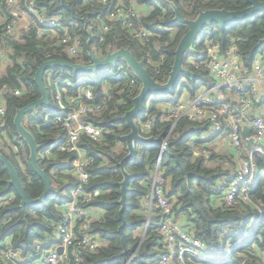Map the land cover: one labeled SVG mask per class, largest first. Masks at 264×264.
<instances>
[{"label":"trees","instance_id":"1","mask_svg":"<svg viewBox=\"0 0 264 264\" xmlns=\"http://www.w3.org/2000/svg\"><path fill=\"white\" fill-rule=\"evenodd\" d=\"M2 1V15L9 20L4 10L6 0ZM19 9L24 10L27 0H17ZM34 9L42 10L45 17L58 19L55 26L57 35L39 34L45 29L38 22V16L31 13L27 19L30 26L24 28L20 23L14 34L5 36L4 25L0 26V38L4 37L6 65L0 73V88H20L19 95L6 90L1 101L4 115L0 117V146L3 154L15 167L26 193L33 199L39 197L44 184L34 173L29 163V149L18 137L13 118L19 108L40 98V91L33 81L36 68L50 59L69 60L71 62L88 63L90 58L86 48L87 36L84 33V22L71 18L70 13L61 7L60 0H32ZM145 6L148 14L141 15L135 22L154 32V36L146 43L134 39L119 20H110V10L98 0H65L78 18H84L93 35L92 48L97 56L103 57L107 50L125 48L142 62L152 77L164 83L168 79L174 62V51L188 30V26L173 22V12L168 1H173L179 11L187 18L194 19L200 11L208 9L241 10L247 7L245 0H136ZM264 1V0H259ZM106 23L108 30L103 31ZM69 30L80 38L81 52L76 57L68 56L60 45L62 28ZM164 27L166 32L156 30ZM74 29V30H73ZM101 30V31H99ZM264 11L252 17L225 25L220 29L217 24L204 26L197 34L191 49L186 52L183 66L197 74L190 78L182 74L178 86L164 95L151 94L143 113L135 119L139 133L143 136L166 138L172 128L171 121L161 120L164 115L163 105H174L180 100L196 95L202 87H210L214 80L210 72L200 67L195 69L189 62L193 59L202 62L207 54L206 41L217 42L220 49L225 50L235 44L244 71L250 72L254 57L264 51ZM162 45V43H165ZM123 67L122 70L119 67ZM156 69L158 72L156 73ZM70 81L67 87L70 95L78 93L80 88L89 86L94 99L89 103L102 104L99 112L86 116L91 123L103 128V136L93 141L82 136L78 145L92 158L87 167L90 176L84 186L81 206L87 212L100 209V218L91 219L87 233L97 234L99 241L96 250L78 249V261L67 256L62 264H158L163 254L161 237L157 232L159 220L156 215L153 225L147 226V213L144 203L149 200L155 168L159 165L161 176L165 180V192L174 204L175 214H182L193 227L194 234L202 240L209 257L197 259L211 263L213 250L222 239L227 248L230 241H236L245 234V227L252 224L254 229L250 241L237 244L229 255L227 264L258 263L259 253L264 252V154H256L258 165L257 180L253 184L249 196L254 203L262 204L263 217L257 220L258 209L253 203H242L239 206H227L221 203V195L217 189L219 180L233 174L231 166L216 163L218 154L212 156H195L188 150L187 141L199 138L209 132L206 121H191L182 117L172 129L168 137L170 152L176 155L185 171L177 164L174 156L162 152L158 144L134 142L135 155L125 162L124 168L131 175L126 191V208L124 217L125 244L131 258L127 261L123 255L121 235L118 228L120 205V186L123 175L117 163L128 153L123 136L129 132L125 122L120 120L133 106V98L140 89L139 80L133 75L125 62L119 60L115 65L106 66L96 72L73 73L62 68L49 69L44 74V84L50 95L49 111L38 107L29 111L24 117V125L42 145L38 153L39 165L44 168L50 178L52 191L44 204L37 207H20V199L7 184L8 172L0 162V242H10L13 249L20 253L18 264H32L39 261L47 252L60 244L57 238V224L63 218L62 209L69 201L71 190L78 184L72 173L73 152L61 151L60 145L66 140V131L57 120L61 105L53 100L57 89L54 83ZM66 100V94H63ZM149 104V106H148ZM257 106V105H256ZM139 119V120H137ZM139 121V122H138ZM150 121V127L143 126ZM185 173L188 174L186 178ZM225 246L223 248H225ZM251 249L252 252H249ZM217 251V250H215ZM196 264L195 262H188ZM0 264H12L0 259Z\"/></svg>","mask_w":264,"mask_h":264},{"label":"built area","instance_id":"2","mask_svg":"<svg viewBox=\"0 0 264 264\" xmlns=\"http://www.w3.org/2000/svg\"><path fill=\"white\" fill-rule=\"evenodd\" d=\"M91 2L92 0H86ZM99 3L107 5L110 20H119L123 28L136 40L141 43L148 42L155 34L147 28L139 26L135 19L141 15L148 14L150 8L138 4L136 0H98ZM2 1L0 0V26L4 25L5 36L14 34L17 26L22 23L24 28L30 26L27 19L29 13L38 16V22L45 29H40L39 34L49 33L57 35L55 26L58 19L45 17L43 11L34 9L32 0H27L24 10L19 9L17 0H6L4 10L8 14L6 20L2 15ZM108 25L103 24L102 30H108ZM74 30V29H73ZM160 32H166L164 27H156ZM101 31V30H99ZM60 45L70 57H76L81 52V41L69 27L62 28ZM162 43V45H165ZM207 54L202 62L190 59V64L195 68H206L214 80L210 87H202L195 96L180 100L174 105H163L164 115L161 120L171 121L172 128L182 118L187 117L191 121H206L209 124L211 134L225 135L230 141L237 157V167L231 176L221 179L217 189L221 195V203L227 206H239L242 203H253L258 209L257 220L263 217L262 204L252 201L249 192L257 180L258 165L255 159L256 154H264V114L262 111H254L256 105L264 102V93H260V85L264 84V51L257 54L252 62L250 72L244 71L238 50L232 43L225 50L220 49L217 42L206 41ZM5 58L4 37L0 38V62ZM120 70L123 67H119ZM158 70L156 69V73ZM151 75V74H150ZM152 76V75H151ZM56 86L53 100L61 105L62 111L57 115V120L66 131V140L60 145L61 151L73 152L76 156L72 161V173L78 180V184L71 190L69 201L62 209L63 218L57 224V238L62 246L61 253H57V247L47 252L39 261L32 264H62L67 256L78 261V249L96 250L99 236L87 233L91 218L87 211L82 208V197L84 186L89 182L90 176L87 167L92 163V158L79 147L78 143L82 136L93 141H99L103 136V128L94 125L86 116L90 113L99 112L102 104H89L94 99V94L89 86L80 88L73 96L67 91L71 86L70 81L54 83ZM8 90L6 86L0 88V117L4 115L5 109L1 101L2 94ZM14 95L21 93L20 88L9 89ZM66 94V100L63 99ZM144 128L150 127V121ZM249 128L246 132L244 129ZM207 137L202 135L199 138H190L187 141L188 150L195 156L209 157L216 152L205 145ZM216 163L223 166H230L231 160L224 157H216ZM149 223L152 213L159 216L157 232L161 237L163 254L158 264H189L196 263V258L207 259L209 257L207 248L200 238L194 234L191 224L182 227L174 221V204L167 197L165 192V180L161 176L159 165L155 168L154 178L148 200ZM251 228L245 234V238L251 235ZM243 237V238H244ZM243 238L230 241L227 250L230 253L237 244L243 243ZM252 252L251 249H248ZM264 264V252L259 253ZM20 253L13 249L10 242H0V259L12 264H18ZM201 263L200 260H198ZM211 264V263H204Z\"/></svg>","mask_w":264,"mask_h":264},{"label":"water","instance_id":"3","mask_svg":"<svg viewBox=\"0 0 264 264\" xmlns=\"http://www.w3.org/2000/svg\"><path fill=\"white\" fill-rule=\"evenodd\" d=\"M245 1L248 5L247 7L241 10L230 11L226 9H208L200 11L194 19H187L179 11L178 7L173 1H168L173 12L172 21L187 25L188 30L182 36L174 51V62L171 66L168 79L166 80V82L160 83L150 75L148 70L143 66L142 62L138 61L135 56L125 48H120L114 51L108 49L105 56H97L95 50L91 46L93 41V35L88 29L85 19L78 18L72 7L67 2H65V0H60L61 7L70 13L71 18L73 20L84 22L83 30L87 36L86 48L90 61L88 63H79L62 59H50L42 62L36 68L33 78L34 83L40 91V98L30 102L22 108H19L13 118V124L19 139H21L29 149L28 159L30 166L34 173L40 177L44 184V190L39 197L33 199L26 193L15 167L3 154V148L2 146H0V162L3 164L4 169L8 172L9 175L7 184L10 188L14 190L15 194L19 197L20 207L22 208V210H24L26 206L37 207L44 204L47 200L49 193L52 191L50 178L46 170L39 165L38 153L42 149V145H39L36 142L34 136L27 130L24 125V117L29 111L34 110L40 106L49 107L51 105L50 95L44 84L45 72L53 68L68 69L71 70L73 73L96 72L102 67L115 65L117 61L121 60L126 63V65L132 71L133 75L140 82V89L138 94L133 98L132 108L120 117V120L125 122V124L129 128V132L122 137L123 140L126 142L128 153L120 162L117 163V166L120 168L123 175L122 181L119 182L121 197L118 200V204L120 205V208L118 210V218L121 221V225L119 226L117 231L121 235L123 255H125L127 261L130 262L131 258L128 254V250L126 249L125 232L123 229L126 224V220L124 217V211L126 208V191L128 188V183L131 179V175L125 170L124 164L127 160L132 159L135 155L134 142L137 141L143 144L160 145L162 152H166L174 156L177 164L182 168L183 171H185L184 166L180 162L178 157L170 152L171 144L166 140V138H156L154 136L141 135L135 123V119L143 113L145 105L147 104V98L151 94L164 95L166 93L172 92L178 86L182 74H185L190 78L197 77L196 73L186 69L183 66V60L186 52L191 49L197 34L204 28V26H211L215 23L219 26L220 29H223L227 24L246 20L257 13L264 11V1ZM263 42L264 38L261 39L259 43L261 44ZM244 130L248 132L249 128H245ZM185 176L187 178L188 174L185 173ZM154 221L155 217L151 216L147 226L149 224L153 225ZM62 250V246L57 247V253H61ZM242 264L249 263L245 261Z\"/></svg>","mask_w":264,"mask_h":264},{"label":"crops","instance_id":"4","mask_svg":"<svg viewBox=\"0 0 264 264\" xmlns=\"http://www.w3.org/2000/svg\"><path fill=\"white\" fill-rule=\"evenodd\" d=\"M259 90H260V93H264V84L260 85ZM258 110L262 111V113L264 114V102L257 104L256 109L254 111H258ZM204 135L205 137H207V139L205 140V145L209 147L211 150H214L216 154L230 159L231 160L230 166L232 167L231 168L232 172H234V169L237 167L238 160L236 157V153L233 150V147L230 141L226 138V136L225 135H213L211 134V130H209V132L205 133ZM143 203H144L145 213H147L148 215L150 204L148 200ZM102 214L103 212L100 209H92L87 213V215L91 219L100 218ZM156 215H157L156 213H152L151 216H154L156 218ZM173 217H174L175 223H177L178 225L182 227H187L190 224L187 222L186 217L182 214L181 215L175 214ZM253 264H258V263L253 262Z\"/></svg>","mask_w":264,"mask_h":264},{"label":"rangeland","instance_id":"5","mask_svg":"<svg viewBox=\"0 0 264 264\" xmlns=\"http://www.w3.org/2000/svg\"><path fill=\"white\" fill-rule=\"evenodd\" d=\"M6 65V60L3 58L2 61L0 62V73L3 71L4 69V66ZM149 106V104H148ZM49 111L48 107H45V112ZM139 120V119H137ZM139 122V121H138ZM249 228H252L254 229V226L252 227V224H249L247 225V227H245V230H248ZM255 231V229L253 230ZM244 237V235L241 236V238ZM243 240H245L246 242H249L250 241V238H243ZM219 246L217 249V251L213 250L214 254H213V258L211 260V264H227L228 262V255H229V252L226 248V246L224 245V242L222 241V239H220L219 241ZM225 246V248H223Z\"/></svg>","mask_w":264,"mask_h":264},{"label":"clouds","instance_id":"6","mask_svg":"<svg viewBox=\"0 0 264 264\" xmlns=\"http://www.w3.org/2000/svg\"><path fill=\"white\" fill-rule=\"evenodd\" d=\"M242 238H243V237H242ZM243 243H244V242H243ZM230 253H231V252H230ZM230 253H229V255H230ZM229 255H228L227 257H229ZM242 263H243V262H242ZM242 263H241V264H242Z\"/></svg>","mask_w":264,"mask_h":264}]
</instances>
